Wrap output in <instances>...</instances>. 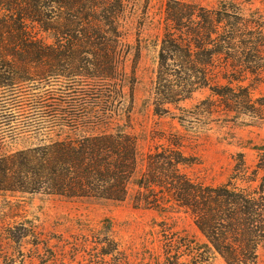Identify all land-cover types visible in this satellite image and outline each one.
Segmentation results:
<instances>
[{"label":"trees","instance_id":"16d2710c","mask_svg":"<svg viewBox=\"0 0 264 264\" xmlns=\"http://www.w3.org/2000/svg\"><path fill=\"white\" fill-rule=\"evenodd\" d=\"M174 2L167 7L158 54L163 101H175L181 83L184 89L209 86L204 71L217 55L223 58L222 78L228 82L222 89H237L251 98L249 86L242 83L247 74L264 70V28L232 23L229 16L187 13ZM124 5L125 0H0V146L20 137L37 141L0 154V192L66 200L126 199L139 151L130 116L123 114L117 69ZM202 53L210 56L207 62L198 59ZM197 69L202 82L187 74ZM181 74L188 79L178 84ZM49 86L55 88L50 91ZM70 91L77 93L67 102L70 107L45 103L67 101ZM112 94L120 98L119 106L110 102ZM80 102L85 108L77 107ZM226 109L232 107L227 103ZM98 112L104 116L87 118ZM146 161L138 181V208L152 204L142 199L141 189L157 187L191 214L207 239L203 248L208 253L219 254L226 264H261L264 183L260 189L240 188L233 178L215 187L196 183L182 171L188 160L172 148H158ZM156 208L163 207L159 203Z\"/></svg>","mask_w":264,"mask_h":264},{"label":"rangeland","instance_id":"374dc122","mask_svg":"<svg viewBox=\"0 0 264 264\" xmlns=\"http://www.w3.org/2000/svg\"><path fill=\"white\" fill-rule=\"evenodd\" d=\"M170 1L125 0L124 40L117 69L125 98L123 114L126 111V117L130 116V132L138 139L139 151L138 169L128 184L126 199L66 200L0 192L1 264H226L219 254L203 248L207 239L191 214L174 206L161 189H141L142 199L152 204L138 208V181L146 170L147 156L166 147L183 153L189 165L182 171L196 183L215 187L233 178L240 188L260 189L264 183V70L244 78L242 86H249L251 98L237 89L228 93L222 89L228 83L222 78L225 64L217 55L204 71L209 86L189 87L192 92L184 93L189 88H183L181 82L187 77L181 74L175 79L182 85L175 101H163L158 54ZM173 1L180 2L187 13L215 19L229 16L232 23L264 28V0ZM209 57L198 55L205 62ZM200 73L197 69V73L187 74L198 75L192 81L202 82ZM232 87L235 89L236 83ZM83 91L90 94L88 88ZM76 95L70 91L67 101L50 99L45 103L70 107L67 102ZM112 97L110 102L119 106L120 98ZM227 103L231 111H227ZM80 106L86 104L77 103ZM103 116L98 112L87 118ZM31 143L37 141L27 137L7 140L0 146V154ZM258 253L264 264V243Z\"/></svg>","mask_w":264,"mask_h":264}]
</instances>
